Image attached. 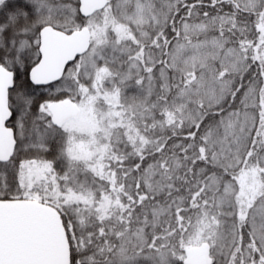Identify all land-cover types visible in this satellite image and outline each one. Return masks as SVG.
Masks as SVG:
<instances>
[{
	"label": "snow or ice",
	"instance_id": "obj_1",
	"mask_svg": "<svg viewBox=\"0 0 264 264\" xmlns=\"http://www.w3.org/2000/svg\"><path fill=\"white\" fill-rule=\"evenodd\" d=\"M0 264H264V0H0Z\"/></svg>",
	"mask_w": 264,
	"mask_h": 264
}]
</instances>
